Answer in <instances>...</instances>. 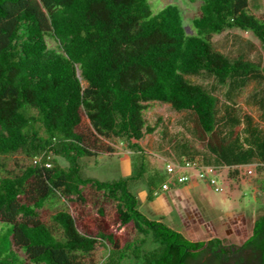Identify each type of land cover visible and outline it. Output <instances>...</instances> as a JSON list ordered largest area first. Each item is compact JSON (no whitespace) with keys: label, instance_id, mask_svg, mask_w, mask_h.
Here are the masks:
<instances>
[{"label":"trees","instance_id":"obj_1","mask_svg":"<svg viewBox=\"0 0 264 264\" xmlns=\"http://www.w3.org/2000/svg\"><path fill=\"white\" fill-rule=\"evenodd\" d=\"M190 1L201 2L195 35L187 34L178 5L154 15L149 0H0V172L2 158L30 161L0 176V264H88L98 248L107 251L101 264H264V215L241 245L191 241L144 215L133 192L145 180L153 202L169 180L150 173L138 143L155 131L144 118L154 102L192 115V134L204 146L200 152L177 143V164L264 166V130L241 116L234 99L250 82L264 81V67L230 59L211 42L239 29L264 50V19L249 12L250 0ZM188 76L227 87L228 102L219 108L213 92ZM259 106L264 111V98ZM113 140L139 157L131 174L85 177L82 160L114 155ZM56 198L79 216L61 210L47 224L44 208Z\"/></svg>","mask_w":264,"mask_h":264},{"label":"rangeland","instance_id":"obj_2","mask_svg":"<svg viewBox=\"0 0 264 264\" xmlns=\"http://www.w3.org/2000/svg\"><path fill=\"white\" fill-rule=\"evenodd\" d=\"M149 3L154 15L168 5H178L182 11L183 25L187 34H196L192 21L199 15L200 1L149 0ZM249 12L259 19H264V0H250ZM211 42L216 51L230 59L241 57L264 67V50L259 40L250 31L228 29L214 35ZM48 44L50 49L56 50L53 41L48 40ZM186 78L192 83L201 84L211 90L220 102L219 108L228 102L227 87L216 85L213 79L206 76ZM263 98L264 81H252L239 91L234 99L241 116H251L264 130V111L259 106ZM144 118L148 126L155 128L153 133L147 134L138 142L145 152L151 174L157 172L161 179L167 180L165 172L167 162L175 163L180 160L177 143L188 142L192 149L204 151L203 144L192 134V115L189 113L176 112L168 104L154 102L150 103L144 111ZM83 126H88L86 119ZM110 144L115 148L114 155H100L82 160V165L85 166L83 169L85 177L113 181L131 174L139 157L128 150L125 142L113 140ZM184 158L187 156L182 157ZM198 159L201 160L202 156L200 155ZM58 161L62 166H66L64 160ZM1 162L3 163L1 177L18 174L30 163L20 154L2 158ZM223 170H221L223 193H215L213 189L208 191L204 182L199 181V188L182 187L185 197L179 200L180 203H177V206L169 194H164L153 202L147 201L145 195L148 186L145 180L136 184L133 192L138 197L139 208L144 215L150 219H162L164 223L191 241H207L217 237L221 238L226 245H241L251 236L254 221L264 215V166L253 163L238 169ZM231 173L234 175L231 176ZM163 199L171 209L170 216L164 214ZM91 204L92 199H89L87 208H91ZM61 210L69 211L75 217L79 216L78 211L71 208L64 199L56 198L45 206L43 220L50 224L51 217ZM94 214V211L91 212V215ZM88 219L90 216L85 217V220ZM124 233L123 228L118 231L119 235ZM130 236L136 238L137 235L130 232ZM106 256L107 251L98 248L86 256L85 260L88 264H101Z\"/></svg>","mask_w":264,"mask_h":264},{"label":"built area","instance_id":"obj_3","mask_svg":"<svg viewBox=\"0 0 264 264\" xmlns=\"http://www.w3.org/2000/svg\"><path fill=\"white\" fill-rule=\"evenodd\" d=\"M37 161L36 159L34 163ZM165 172L169 180L155 191V196H158L161 192H168L173 187L190 184L194 179L205 182L215 193L221 194L224 192L221 186V168L204 166L197 161H186L183 165L167 162Z\"/></svg>","mask_w":264,"mask_h":264},{"label":"crops","instance_id":"obj_4","mask_svg":"<svg viewBox=\"0 0 264 264\" xmlns=\"http://www.w3.org/2000/svg\"><path fill=\"white\" fill-rule=\"evenodd\" d=\"M171 162V161H170ZM175 163H178V161L177 162H175ZM241 167H245V166H240V167H238V168H241ZM227 169V168H229V167H221V170H223V169ZM235 168H237V167H235ZM237 168V169H238ZM230 169V168H229ZM224 171V170H223ZM199 180H197V179H194L190 184H187V185H185V186H183V187H188L189 189H195V188H199ZM204 185L206 186V188H208V191H212V188L208 185V184H206L205 182H204ZM164 194H169V195H171V200H174V203H175V205L177 206V203H180L179 202V200L180 199H182V197H185V194L183 193V189H182V187H175V188H173L172 190H170V191H168V192H161L158 196H155L156 198H155V200L156 199H160V197L162 196V195H164ZM145 197H146V195H145ZM154 200V201H155ZM165 201L166 200H164L163 199V205H164V214H167V215H171L170 214V211H171V209L168 207V205L165 203ZM178 201V202H177ZM179 205H181V204H179Z\"/></svg>","mask_w":264,"mask_h":264},{"label":"water","instance_id":"obj_5","mask_svg":"<svg viewBox=\"0 0 264 264\" xmlns=\"http://www.w3.org/2000/svg\"><path fill=\"white\" fill-rule=\"evenodd\" d=\"M77 74H78V76L80 77V72H79V71H78V73H77Z\"/></svg>","mask_w":264,"mask_h":264},{"label":"flooded vegetation","instance_id":"obj_6","mask_svg":"<svg viewBox=\"0 0 264 264\" xmlns=\"http://www.w3.org/2000/svg\"><path fill=\"white\" fill-rule=\"evenodd\" d=\"M246 240H247V239H246ZM246 240H245V241H246ZM245 241H244V242H245ZM244 242H243V243H244ZM243 243H242V244H243Z\"/></svg>","mask_w":264,"mask_h":264}]
</instances>
